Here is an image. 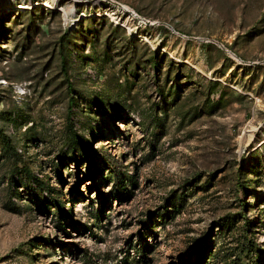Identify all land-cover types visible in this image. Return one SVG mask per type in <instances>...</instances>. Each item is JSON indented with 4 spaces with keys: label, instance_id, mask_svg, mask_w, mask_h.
<instances>
[{
    "label": "rangeland",
    "instance_id": "obj_1",
    "mask_svg": "<svg viewBox=\"0 0 264 264\" xmlns=\"http://www.w3.org/2000/svg\"><path fill=\"white\" fill-rule=\"evenodd\" d=\"M0 264H264V0H0Z\"/></svg>",
    "mask_w": 264,
    "mask_h": 264
},
{
    "label": "bare ground",
    "instance_id": "obj_2",
    "mask_svg": "<svg viewBox=\"0 0 264 264\" xmlns=\"http://www.w3.org/2000/svg\"><path fill=\"white\" fill-rule=\"evenodd\" d=\"M128 9H129V11H131V10L133 11V9L131 7H129V6H128Z\"/></svg>",
    "mask_w": 264,
    "mask_h": 264
},
{
    "label": "trees",
    "instance_id": "obj_3",
    "mask_svg": "<svg viewBox=\"0 0 264 264\" xmlns=\"http://www.w3.org/2000/svg\"><path fill=\"white\" fill-rule=\"evenodd\" d=\"M106 54V53H105ZM107 55V54H106Z\"/></svg>",
    "mask_w": 264,
    "mask_h": 264
}]
</instances>
